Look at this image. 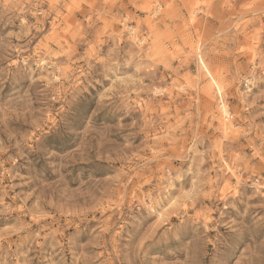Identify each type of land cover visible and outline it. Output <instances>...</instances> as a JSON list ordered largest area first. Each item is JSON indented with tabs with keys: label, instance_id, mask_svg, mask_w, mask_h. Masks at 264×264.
I'll use <instances>...</instances> for the list:
<instances>
[{
	"label": "rangeland",
	"instance_id": "1",
	"mask_svg": "<svg viewBox=\"0 0 264 264\" xmlns=\"http://www.w3.org/2000/svg\"><path fill=\"white\" fill-rule=\"evenodd\" d=\"M0 264H264V0H0Z\"/></svg>",
	"mask_w": 264,
	"mask_h": 264
},
{
	"label": "bare ground",
	"instance_id": "2",
	"mask_svg": "<svg viewBox=\"0 0 264 264\" xmlns=\"http://www.w3.org/2000/svg\"><path fill=\"white\" fill-rule=\"evenodd\" d=\"M221 86V85H220ZM220 88V87H219ZM222 90V88H220ZM219 89V90H220ZM224 110V113L226 114V117L230 118L231 114L226 106H222L221 110ZM226 122V121H225ZM229 129H231V126H228Z\"/></svg>",
	"mask_w": 264,
	"mask_h": 264
}]
</instances>
